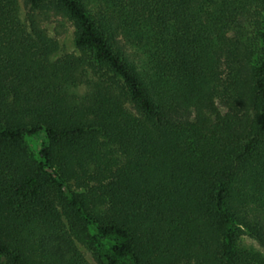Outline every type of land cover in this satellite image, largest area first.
Listing matches in <instances>:
<instances>
[{
	"label": "trees",
	"instance_id": "1",
	"mask_svg": "<svg viewBox=\"0 0 264 264\" xmlns=\"http://www.w3.org/2000/svg\"><path fill=\"white\" fill-rule=\"evenodd\" d=\"M29 1L0 0V264H89L73 234L100 264H264V0Z\"/></svg>",
	"mask_w": 264,
	"mask_h": 264
},
{
	"label": "rangeland",
	"instance_id": "2",
	"mask_svg": "<svg viewBox=\"0 0 264 264\" xmlns=\"http://www.w3.org/2000/svg\"><path fill=\"white\" fill-rule=\"evenodd\" d=\"M93 3V0H89ZM18 2V14L24 16L25 12L31 8L29 0H17ZM32 13L36 22L44 28L46 33L56 40L57 48L55 54H60L63 52H74L77 53L78 50L73 42V31L74 26L71 21L61 10L54 4L47 2L42 7L37 9H32ZM233 33L232 30L228 31V34ZM125 49L130 53L133 51L135 56V47L133 45L125 46ZM132 55V57H134ZM225 71V70H224ZM223 71V73H224ZM215 103L217 108L221 112L226 111V106L224 100L220 96L215 97ZM195 114L193 108L189 109V118ZM24 139L27 146L33 156V158L38 159V149L42 143L45 142V136L43 131H39L35 134H25ZM76 247L80 250L82 255L85 257L89 264H100L94 250L89 246L88 240L83 237L77 238L74 234L71 236ZM240 241L246 245H252L256 248H261L256 239L251 237L246 230H244L240 236Z\"/></svg>",
	"mask_w": 264,
	"mask_h": 264
}]
</instances>
